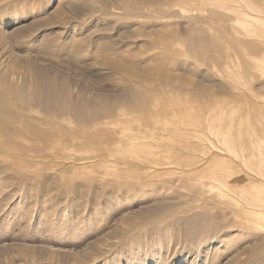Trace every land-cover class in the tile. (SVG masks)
Returning a JSON list of instances; mask_svg holds the SVG:
<instances>
[{
	"label": "rangeland",
	"instance_id": "rangeland-1",
	"mask_svg": "<svg viewBox=\"0 0 264 264\" xmlns=\"http://www.w3.org/2000/svg\"><path fill=\"white\" fill-rule=\"evenodd\" d=\"M0 264H264V0H0Z\"/></svg>",
	"mask_w": 264,
	"mask_h": 264
}]
</instances>
